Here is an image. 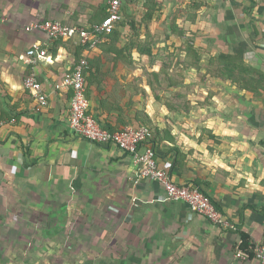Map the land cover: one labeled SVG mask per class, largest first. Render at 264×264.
<instances>
[{
	"label": "crops",
	"instance_id": "obj_1",
	"mask_svg": "<svg viewBox=\"0 0 264 264\" xmlns=\"http://www.w3.org/2000/svg\"><path fill=\"white\" fill-rule=\"evenodd\" d=\"M107 2L0 0V214L17 216L18 229L50 244L112 247L115 264H260L241 248V235L252 251L264 233V2L126 0L122 16L127 8L135 31L119 25L118 39L82 52L92 62L89 114L111 131L149 126L159 165L204 193L227 228L169 200L159 183L136 179L131 157L115 145L70 131L64 78L77 41L51 43L47 61L28 63L26 51L45 44L25 30L30 23L89 25ZM133 43L149 45L155 58L139 56ZM174 51L193 61L166 63ZM221 53L238 57L257 86L221 77V65L210 62ZM30 74L47 97L44 109L24 88ZM7 218L2 227L12 224Z\"/></svg>",
	"mask_w": 264,
	"mask_h": 264
},
{
	"label": "built area",
	"instance_id": "obj_2",
	"mask_svg": "<svg viewBox=\"0 0 264 264\" xmlns=\"http://www.w3.org/2000/svg\"><path fill=\"white\" fill-rule=\"evenodd\" d=\"M126 0H108L106 18L100 23L90 27L62 24L58 21L32 22L26 27L27 32H39L45 44L34 43L27 51V61L36 65L47 61L49 56L46 47L60 41L75 40L86 49L96 47L103 36L111 34L122 21V6ZM264 2V0H262ZM88 61L86 58L74 64L65 75L64 86L71 91L68 127L70 131L85 140L96 144H113L128 154L135 168L134 177L139 180H149L159 183L171 201L184 202L192 213L201 215L209 221L223 227H232L225 217L218 211L211 200L197 187L187 184L179 185L172 179L169 169L159 165V161L151 142L153 131L148 126L126 127L121 130H108L103 128L89 114V102L86 95V71ZM24 88L35 103V109L47 107V97L35 74L24 79ZM1 124V123H0ZM264 222V220H263ZM254 259L264 264V233L261 243L252 249ZM238 258H248L247 252L239 251Z\"/></svg>",
	"mask_w": 264,
	"mask_h": 264
},
{
	"label": "rangeland",
	"instance_id": "obj_3",
	"mask_svg": "<svg viewBox=\"0 0 264 264\" xmlns=\"http://www.w3.org/2000/svg\"><path fill=\"white\" fill-rule=\"evenodd\" d=\"M128 12L126 8L123 12L124 18H122V23L127 24L128 21L131 19L133 20V15L131 16ZM169 45L170 44H168V46ZM170 46L173 47L174 44ZM167 53L168 54H165L166 63H174L177 58L180 62H182V60L190 62L193 61L194 58L193 55L189 56V58L187 56L186 58L178 57L175 51ZM177 67L178 66L173 68L171 74L175 75L177 73ZM5 216L6 218L8 217V220L10 216L12 224H8L9 228H6L2 227L0 223V264H115L112 260L109 261L107 256L110 251L114 250L112 247H106L105 252H98L99 247L94 248L81 245V240L78 242L74 241V244L70 242L64 244V241L61 243L57 241V244L56 241H52L53 243L50 244L49 240H44L40 236V238H42L41 240L38 238L39 236H35L36 230L34 229H18L17 221L14 220V217L16 219L17 216L12 214ZM5 216L0 214V220H4ZM88 249H93V256H91V254L90 256L87 255ZM88 256L91 257L93 261H84L83 258Z\"/></svg>",
	"mask_w": 264,
	"mask_h": 264
},
{
	"label": "trees",
	"instance_id": "obj_4",
	"mask_svg": "<svg viewBox=\"0 0 264 264\" xmlns=\"http://www.w3.org/2000/svg\"><path fill=\"white\" fill-rule=\"evenodd\" d=\"M106 16H107V13L104 15V17L100 21H98L96 23H100L101 21H103L106 18ZM60 23H62V22H60ZM62 24H65V23H62ZM94 24L95 23H91V24L85 25L83 27H85V28L90 27ZM119 25L127 27L129 31L130 30L135 31L136 22L134 19L133 20L131 19L130 21H128L127 24L122 23V21H121L118 24V26ZM115 30L111 34L103 36L102 38H105V39L110 38L111 40L115 41V39L119 38V34H116ZM58 41H60V40H58ZM132 48H135V50L139 56L145 55L150 60L152 58H155V56L152 55L151 47L147 44H143V43H136L135 44V43H133ZM85 49L86 48L81 46L80 44H78L76 46V62H75V64L78 63L81 60V58H84V57H82V52ZM210 62L211 63L217 62L218 64H220L221 68H219V70H217V72H219V73L221 72V74H222L221 77L227 78L232 82H236L239 87L241 85V88L249 90L251 88V86H253V84L255 86H257V82H255L254 78H251V75H250V74H252L251 73L252 70L248 67H245L243 65V62L238 57H236L234 55H226V54L221 53V54L216 55L215 57L211 58ZM91 64H92V62L88 59V68L90 67ZM87 72H88V69H87L86 73ZM161 73L162 72L159 71V73L154 74V76L159 77L161 75ZM87 81H88V79L86 78V87H87ZM241 238H242L241 248L243 250H246L250 256L253 255L252 251L249 250V248H248L249 245H248L246 236L242 234Z\"/></svg>",
	"mask_w": 264,
	"mask_h": 264
}]
</instances>
